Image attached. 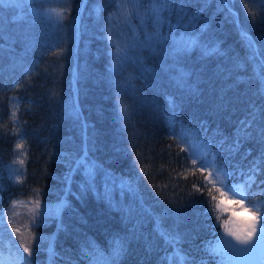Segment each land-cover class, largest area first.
<instances>
[{"label": "trees", "instance_id": "trees-1", "mask_svg": "<svg viewBox=\"0 0 264 264\" xmlns=\"http://www.w3.org/2000/svg\"><path fill=\"white\" fill-rule=\"evenodd\" d=\"M96 3L71 0V12L60 24L46 12L65 7L62 0H16L0 12V255L14 256L19 246L27 256L23 249L29 247L35 264H50L52 243L55 264H90L85 253L94 248L102 256L93 258L104 264L122 243L126 251L119 264H161L167 251L158 235L163 228L178 235L194 264H220L206 249L225 215L218 208L209 214V191L194 187L207 184L204 174L190 168L177 138L188 130L206 142L216 162L235 173L229 183L239 182L240 172L264 151L258 139L233 148L250 108H264L252 76L264 61V15H255L254 22L248 15L260 13L264 3L172 0L162 13L163 32L179 25L218 53L204 56L195 49L176 63L155 44L137 47L119 76L109 72L115 47L105 39V21L93 12ZM110 11L107 3L104 16ZM133 29L143 40L136 17L131 25L120 24L123 35L115 38L131 44ZM147 31H153L151 23ZM14 96L21 101L19 150L9 119ZM256 123L264 127L260 115ZM85 154L96 166L92 178L77 167ZM17 159L24 163L14 182ZM252 191H258L256 185ZM37 199L45 215L32 225ZM34 237L41 242L39 252Z\"/></svg>", "mask_w": 264, "mask_h": 264}, {"label": "snow or ice", "instance_id": "snow-or-ice-1", "mask_svg": "<svg viewBox=\"0 0 264 264\" xmlns=\"http://www.w3.org/2000/svg\"><path fill=\"white\" fill-rule=\"evenodd\" d=\"M56 2V0H54ZM254 0H248V3H253ZM264 3V0H261ZM62 3L66 6L59 9H49L46 14L50 18H54L57 24L62 23L67 18V13L71 12V0H62ZM110 3L112 5V11L108 12L107 16H104L106 11V4ZM172 3V0H97L96 6L93 9L94 14L105 21V39L109 46H114L115 51L110 52L111 56L109 72L114 76H119L124 70L126 64L133 60L135 57L132 53L139 48H152L153 44L157 48H163L166 58H171L174 62L178 63L183 57L190 55V53L195 49H200L201 54L204 56H211L218 53V49L209 48L203 45L200 41V35L190 34L186 31H179V25L175 28L171 24L168 27V33L163 32V27L165 24V17L162 15L164 11L167 10L168 6ZM227 3V0H224ZM16 4V0H0V12H3L6 8H12ZM147 5V6H145ZM247 7V5H246ZM143 9V11H141ZM249 16L253 17V22L255 15H264V9L260 13H256L255 10H250ZM136 17L140 20L141 27L144 30V39L140 40L139 33L133 29V43L129 44L126 40H118L115 37L117 35L122 36L123 33L119 30L120 24L131 25V20ZM151 23L153 31L148 32L147 26ZM206 31V26L201 27V33ZM246 38V33L242 34ZM249 48L254 49V42H249ZM258 55V52H254L253 56ZM239 69L240 65L236 66ZM245 70H247V64H245ZM252 76L256 78L259 85L257 89V94L264 97V61H262L256 68L252 71ZM183 79V73L178 76V82ZM19 87V84L16 85ZM10 116L9 119L12 121V134L18 137L16 148L17 150L24 148V135L20 130V121L17 113L20 109V99L18 97H10ZM121 115L124 116L127 112L126 108L120 109ZM264 108L257 109L255 106L250 108L248 116L242 120L239 127L235 133V140L233 142V148L238 149L241 141H248L253 139H258L261 144H264V127L257 125V117L261 116L264 120ZM174 126V125H173ZM181 141L187 142L184 137H180L177 143ZM251 155V153H248ZM26 155V152H21L20 156ZM189 158L192 159L193 163L199 161V169L208 170L209 177H211L210 183L213 187L217 188L221 196L227 194L229 197L239 201H247V208L253 215V221L242 231L234 230L229 225L232 223L229 221H223L224 233L227 236L232 237L235 240L233 243L231 240H224L220 238L219 243L226 246L235 257H241L249 253H254L257 250L264 252V200L256 199L253 197L264 196V188H260L261 184H264V180H260L259 183L257 178L264 174V151H262L256 158L249 162L246 170L240 172L242 179L239 182L229 183L228 181L233 177L235 173L218 167L216 165V154H212L211 159H208L207 154L194 155L190 150ZM19 163L23 165L24 160L18 159L14 160L13 163ZM77 167H83L84 172L88 178H92L96 172V166L91 163L87 155L85 154L77 162ZM145 170L142 168L141 172ZM21 179L20 175L14 177V182H19ZM253 185H256L258 191L253 192ZM197 191L201 187L209 191L210 200L207 201L209 204L208 212L211 214L215 208L219 207V204H213L212 201H216L217 197L211 195V190L208 189V185L197 186ZM17 201L12 202V206L15 207ZM35 210L30 218L32 225L37 223V220L44 216L45 213L41 211V202L39 199L35 201ZM67 202L62 201L61 207H66ZM3 213H0V218H2ZM217 221H220V217L217 215ZM11 223V220L9 221ZM62 227V225L58 226ZM13 231H18V229H13ZM160 239L163 241L164 246L167 251L163 256L161 264H194L190 259L189 255L180 247V240L178 235L175 233L161 228L158 231ZM36 242V252L40 251L41 242L39 238H35ZM12 244L11 241H8ZM16 247V252L14 256L5 257L0 255V264H8L11 260L12 264H35V262L30 259L34 250L29 247H24L23 251L27 253L24 256L23 253L19 251V246ZM48 251L50 253V264H55L56 253L54 250V245L49 243L47 245ZM125 247L122 243L116 245V247L111 251L109 256L104 259V264H119L120 258L125 254ZM206 251L210 255L217 254L215 247L209 245ZM86 256L90 259V264H97L94 256H102V253L98 248H94L91 253L86 252ZM203 264V261H201ZM219 264V262H218Z\"/></svg>", "mask_w": 264, "mask_h": 264}, {"label": "rangeland", "instance_id": "rangeland-1", "mask_svg": "<svg viewBox=\"0 0 264 264\" xmlns=\"http://www.w3.org/2000/svg\"><path fill=\"white\" fill-rule=\"evenodd\" d=\"M180 137H184L187 141H181L180 145L183 146L186 151L190 163V168L199 170L204 174L205 181L213 190V195L217 197L215 203L219 204L218 209L220 214L225 215L224 221L230 220L232 223L229 226L234 230L242 231L243 229H245L253 221V215L251 214V212L245 210L247 208V204L244 203V201L232 199L227 194L221 196L220 192L223 190L221 189L220 191H218L217 188L212 186V184L210 183L211 177H209L208 170L199 169V161L193 163L192 159L189 158L191 150L192 154L194 155H202L206 153L208 159H211L213 153L210 151L208 144L188 130L181 131L177 140ZM216 165L222 168V166L217 162ZM20 166L21 164H19L18 162L15 163L13 169L15 176L21 174ZM221 237L224 240H231L233 243H235V240L232 237L225 235L223 224H221L218 236L213 242V247H215L217 250L220 264H264V252L257 250L254 253H249L241 257H235L226 246L219 243ZM8 264H12L11 260H9Z\"/></svg>", "mask_w": 264, "mask_h": 264}]
</instances>
